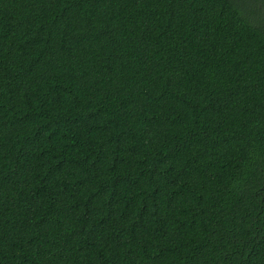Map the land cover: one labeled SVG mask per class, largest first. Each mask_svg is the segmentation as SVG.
Returning <instances> with one entry per match:
<instances>
[{"label":"trees","instance_id":"1","mask_svg":"<svg viewBox=\"0 0 264 264\" xmlns=\"http://www.w3.org/2000/svg\"><path fill=\"white\" fill-rule=\"evenodd\" d=\"M0 264H264V0H0Z\"/></svg>","mask_w":264,"mask_h":264}]
</instances>
